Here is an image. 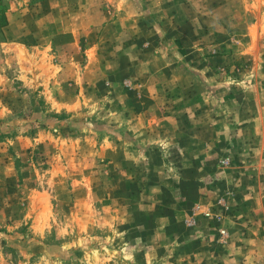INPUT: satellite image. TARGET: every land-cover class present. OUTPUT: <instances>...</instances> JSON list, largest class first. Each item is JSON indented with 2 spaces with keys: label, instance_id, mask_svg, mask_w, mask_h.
<instances>
[{
  "label": "rangeland",
  "instance_id": "1",
  "mask_svg": "<svg viewBox=\"0 0 264 264\" xmlns=\"http://www.w3.org/2000/svg\"><path fill=\"white\" fill-rule=\"evenodd\" d=\"M2 14L0 264L240 253L253 225L236 207L264 190V0H0Z\"/></svg>",
  "mask_w": 264,
  "mask_h": 264
},
{
  "label": "crops",
  "instance_id": "2",
  "mask_svg": "<svg viewBox=\"0 0 264 264\" xmlns=\"http://www.w3.org/2000/svg\"><path fill=\"white\" fill-rule=\"evenodd\" d=\"M256 126V128L260 127L261 130H264V123ZM239 128L244 131H258L255 126L250 130L249 125H241ZM261 148L260 161L262 160V154H264V143H261ZM242 194L241 205L236 208L238 211L244 210L245 214L242 213L243 216H237V218L241 225L245 220L251 221L253 225L252 233L251 235L247 233L242 236L243 239L235 241V243L244 244L240 253L227 258L222 251H219L216 256L217 263L215 264H219V262L221 263L222 260L226 259H228V264H264V190H244ZM239 259L242 260L241 263Z\"/></svg>",
  "mask_w": 264,
  "mask_h": 264
},
{
  "label": "trees",
  "instance_id": "3",
  "mask_svg": "<svg viewBox=\"0 0 264 264\" xmlns=\"http://www.w3.org/2000/svg\"><path fill=\"white\" fill-rule=\"evenodd\" d=\"M6 23H7L6 16L4 14H2L1 17H0V29H2L3 27H5L6 26Z\"/></svg>",
  "mask_w": 264,
  "mask_h": 264
},
{
  "label": "built area",
  "instance_id": "4",
  "mask_svg": "<svg viewBox=\"0 0 264 264\" xmlns=\"http://www.w3.org/2000/svg\"><path fill=\"white\" fill-rule=\"evenodd\" d=\"M206 216H208V214H206ZM220 234L224 236L226 233L224 231H221Z\"/></svg>",
  "mask_w": 264,
  "mask_h": 264
}]
</instances>
